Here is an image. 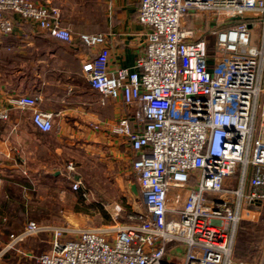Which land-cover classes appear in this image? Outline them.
Listing matches in <instances>:
<instances>
[{"label":"built area","instance_id":"2783aa9c","mask_svg":"<svg viewBox=\"0 0 264 264\" xmlns=\"http://www.w3.org/2000/svg\"><path fill=\"white\" fill-rule=\"evenodd\" d=\"M15 15L58 41H73L60 12L33 0H0L1 34L14 31ZM188 16L216 26L190 29ZM139 22L150 32L132 69L109 70L103 34L80 39L101 46L83 73L102 103L136 108L133 121L122 117L113 132L132 149L146 212L135 224L109 228L28 221L0 258L46 235L49 249L37 264H232L245 213L256 218L264 203V0H141ZM257 26L260 45L252 43ZM14 104L32 111L38 131L52 130L54 114L38 109V97L22 95ZM8 119L0 110V120Z\"/></svg>","mask_w":264,"mask_h":264},{"label":"crops","instance_id":"0c3cea01","mask_svg":"<svg viewBox=\"0 0 264 264\" xmlns=\"http://www.w3.org/2000/svg\"><path fill=\"white\" fill-rule=\"evenodd\" d=\"M34 1L60 12L73 41H58L18 15L13 17L14 31L0 33V110L9 114L7 121L0 120L1 238L5 229L20 231L28 222L27 169L34 175L49 174L47 168L65 166L75 159L98 161L126 174L134 159L129 144L113 130L124 116L133 121L136 108L122 100L102 103V96L83 73V64L95 58L101 46L88 47L80 36L106 37L109 70L134 68L146 50L150 32L139 22L141 0ZM22 95L38 97V109L54 114L50 132L38 131L32 111L14 104Z\"/></svg>","mask_w":264,"mask_h":264},{"label":"rangeland","instance_id":"374dc122","mask_svg":"<svg viewBox=\"0 0 264 264\" xmlns=\"http://www.w3.org/2000/svg\"><path fill=\"white\" fill-rule=\"evenodd\" d=\"M187 20L190 29L194 25L202 32L208 31V25L216 26V22L207 17L196 22L194 16H188ZM251 32L252 43L260 45V27H253ZM209 39L213 52L215 38L209 36ZM70 163L73 165L71 168ZM70 163L47 168L49 174L34 175L35 172L27 169V180L31 184V188L26 190L27 221L53 227L70 225L91 229L109 228L135 224L139 221L140 214L146 212L138 180L132 171L126 174L117 173L98 161L74 159ZM77 180L81 185L78 190H74L73 184ZM133 185L137 186V195L131 189ZM260 210L254 219H250L245 213L239 227L245 225L251 236L247 235L239 241V229L233 248L232 264H264V203ZM47 239L46 235L27 239L0 258V264H37L35 258L49 249ZM9 240L10 238L6 241L0 237V252ZM20 252L28 253L30 257H25Z\"/></svg>","mask_w":264,"mask_h":264},{"label":"trees","instance_id":"16d2710c","mask_svg":"<svg viewBox=\"0 0 264 264\" xmlns=\"http://www.w3.org/2000/svg\"><path fill=\"white\" fill-rule=\"evenodd\" d=\"M236 22H240V21H246V22H250L251 20H249V19H246V20H235ZM211 50V49H210ZM211 53H214V47H213V52L211 51ZM29 186H31V184L30 183H27V187H29ZM26 210V209H25ZM26 213V212H25ZM240 226V225H239ZM239 229H241L240 230V233H239V235H240V238H239V241H242V239H244V238H246L247 237V235L248 236H251V234L248 232V229L246 228V226L245 225H243V226H241V227H239L238 228V231H237V233L239 232ZM21 231V230H20ZM20 231H18V230H16V229H11V228H9V229H5L4 230V232H5V234H4V236L2 237V239H5L6 241H8V239L10 238V235L11 234H16V233H19ZM6 236V237H5ZM5 241V242H6ZM36 262V261H35ZM37 263V262H36Z\"/></svg>","mask_w":264,"mask_h":264},{"label":"water","instance_id":"95a60500","mask_svg":"<svg viewBox=\"0 0 264 264\" xmlns=\"http://www.w3.org/2000/svg\"><path fill=\"white\" fill-rule=\"evenodd\" d=\"M238 19H240V18H238ZM131 189H132L134 194H136V195L138 194V190H137V186L136 185H133Z\"/></svg>","mask_w":264,"mask_h":264}]
</instances>
